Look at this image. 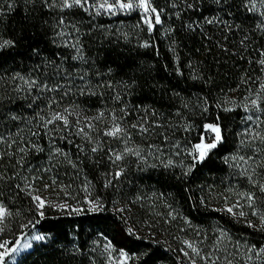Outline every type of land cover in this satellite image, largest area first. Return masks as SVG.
<instances>
[{
    "label": "trees",
    "instance_id": "16d2710c",
    "mask_svg": "<svg viewBox=\"0 0 264 264\" xmlns=\"http://www.w3.org/2000/svg\"><path fill=\"white\" fill-rule=\"evenodd\" d=\"M151 5L162 23L149 32L135 10L109 19L103 10L61 11L41 0L0 4V40L14 41L0 50V203L12 213L0 224V244L13 246L35 231L47 237L15 264H106L102 243L126 253V264H192L182 256L186 242L210 255L196 264H255L247 260L264 254L260 222L222 208L225 158L237 150L247 122L246 104L240 97L233 101V89L259 93L264 107L258 63L264 30L257 27L264 17L249 12L246 0ZM17 75L38 84L28 90ZM21 86L24 91L17 90ZM65 109L89 117L103 113L110 122L114 114L131 129L132 142L160 160L109 178V153L88 155L57 135L53 124L44 126ZM133 124H143L147 134ZM208 124H218L223 139L203 161H194L180 148L192 151L202 138L212 142ZM57 149L81 166L100 209L90 211L81 199L79 212L50 204L39 215L33 197L49 194L46 169Z\"/></svg>",
    "mask_w": 264,
    "mask_h": 264
},
{
    "label": "rangeland",
    "instance_id": "374dc122",
    "mask_svg": "<svg viewBox=\"0 0 264 264\" xmlns=\"http://www.w3.org/2000/svg\"><path fill=\"white\" fill-rule=\"evenodd\" d=\"M90 2L96 3L98 0H90ZM134 10V13L138 12L144 17L145 14L143 13L142 9ZM260 10L264 11V8H261ZM128 12L129 11H117L115 14L108 12H106V14L109 19H113L121 14L126 16L129 14ZM233 90L237 91V93L234 95L233 101L240 97L241 100L239 98L237 99L240 100V104H246L247 106L245 107L247 122L243 132L239 137V145L237 150L225 158L226 164L229 167V175L227 177L226 193L225 198H223L224 205L222 208L223 211H227L229 207H232L233 213L230 214L241 217V219L249 218L248 214H252V216H254L255 219L261 223L259 215L264 214V192L259 190L258 184H264V167H258V165L264 163V143L259 140H252L251 136L247 135L246 133L264 132V123H262L264 122V107L260 106L259 102V110L252 106L251 101L257 98L256 94L250 95L248 94L249 92L246 94L243 90H240L239 92L238 87L234 88ZM244 101L246 103H243ZM71 113L72 115L65 113L69 120V125L67 127H65L61 121H56L55 124H53L54 128L52 130L57 135L61 136L63 140L75 145L88 155L97 154L99 152L109 153V178H112L113 176L116 177L115 173L121 169H123V172L119 177L133 175L142 170L152 161L154 162L158 159L153 157L152 152H148L142 149L143 147L140 148L139 145L132 142V131L130 128L126 127L127 123L125 121L117 122L120 123L122 127L127 129V134L118 138H114L104 135L105 131L110 129L112 126V122L106 120L105 116L101 117L98 115L89 117L88 115L80 113L79 111H73ZM248 117H252V119L249 120ZM88 122H91L94 127L91 129L85 127V124ZM82 127L88 134L87 136L79 133V129ZM147 132L142 133L143 136H145ZM208 138L210 140L212 135L210 134ZM94 147L98 148L96 152L92 151V148ZM186 147L187 146L181 147L180 151H182L184 155H187L188 158L194 160L191 154L193 150L190 151L189 148ZM125 148L139 150L140 156L137 157L130 153H126L122 160L113 163L114 154L124 153ZM165 157L166 156H163L162 159ZM240 157H244V160H241ZM249 157H255V162L250 160ZM181 158H183V156H181ZM158 160H160V156ZM49 162V167L46 169V171L50 174L52 184L49 186L46 183L45 189L48 190L49 194H46L45 198L40 196L46 201V206L49 205L50 202V204L67 205L65 208L69 210L75 211V209H79L81 211L83 204V201H81L82 199L84 200V204L86 203V208H88L90 211H93L91 210L93 205L90 204L89 201H97L92 198V195L88 191L87 181L81 166L74 163L68 155L65 156L56 154L51 157ZM73 165H75V167ZM253 169H255L254 172ZM249 177L252 179L250 180ZM253 180L257 181L258 184H254L252 182ZM53 181H55V183H53ZM30 190L32 192H36L38 189L32 186L30 187ZM244 193L255 194L256 200L253 207L248 206L247 200L242 195ZM83 197H85V199H83ZM238 204L241 205V207H235ZM241 211L246 213V215L240 216L239 212ZM254 211L257 213L256 215L253 214ZM133 231L136 232V234L137 232L139 233L138 229H133ZM35 235L42 234H39L37 231H35L28 236L20 237L13 246H10V244L7 243V247L9 248L17 247L18 245L20 246V251L7 258L8 264H15L21 255L30 252L36 243L43 242L33 240L32 237ZM25 242H30L32 246L30 248L24 249L23 244ZM108 245L109 244L106 243L101 244L102 252L106 257V264L128 263L129 257L126 253L125 254L127 255L128 259H125V257L121 255V253L124 252L116 250L112 246L108 247ZM193 247L197 249L199 255H196V253L192 251V248L187 247V249L183 251L182 256L186 259H189L190 261H193L194 259L199 260L200 258L206 257V254H204V250L202 247H200V245L193 244ZM185 253H188V255L186 256ZM250 254H253L252 251ZM255 255V259H248L247 262L264 264V254L257 253Z\"/></svg>",
    "mask_w": 264,
    "mask_h": 264
},
{
    "label": "snow or ice",
    "instance_id": "6c2138e0",
    "mask_svg": "<svg viewBox=\"0 0 264 264\" xmlns=\"http://www.w3.org/2000/svg\"><path fill=\"white\" fill-rule=\"evenodd\" d=\"M4 2V0H0V4H2ZM41 2L47 6V7H59L61 9V11L63 10H70L72 8H82L85 10H89V9H95V11L97 12V14H99V12L101 10H104L108 13L111 14H115L117 11L120 12H124V11H132L134 9H142L143 13L145 14L143 17V22L145 24L148 25V29L149 32H151L154 27L155 24H160L162 23L161 21V17H160V13L157 11V9L155 7H152L151 5V0H98V2L96 3H92L90 2V0H41ZM185 2L187 3V0H185ZM217 4L221 3V0H216ZM189 8L193 7L192 4H188L187 5ZM248 8L249 12H259V15L261 17H264V11H261V8H264V0H246V5ZM9 8L12 7L11 4L8 5ZM0 15H3V11L2 8H0ZM153 19L154 22L153 23ZM215 21V18L212 19H208L207 23L211 24ZM65 21L64 18L61 17V19L59 20V25H64ZM258 28H260L261 30H264V21H262L260 24L257 25ZM58 35H64V33H58ZM245 39H247V37H245ZM241 43H243V41H241ZM14 46V41L12 40H0V50H3L7 47H13ZM73 47H77L75 44L72 45ZM144 47H148L149 45L147 43H145L143 45ZM77 52L79 53V48H77ZM261 56L264 57V52H261ZM80 59H83V56H79ZM258 63L262 66V68H264V58L260 59L258 61ZM14 79H18V80H22L23 81V85L27 86L28 90H31L33 87H36L38 82L36 80H28L25 79L22 76L17 75L16 77H14ZM111 86V85H109ZM39 87H41L42 89H47L49 91H51L52 89L48 88L47 84H40ZM18 91H24V87L21 86L17 89ZM261 90L264 91V84L261 85ZM260 100V95L259 93H257V98L252 100V106L254 108H256L257 110H259V103L258 101ZM247 107V106H245ZM227 110H231V109H226ZM65 112H68L67 109H65ZM68 115H72L71 112H68ZM100 116H103V113L100 114ZM13 119H16V117H13ZM120 118H117L114 114L112 116V126L110 129H108L107 131H105L104 135L109 136V137H114V138H118L121 136H124L127 134V129L122 127L120 123L117 122V120ZM249 120L252 119V117H248ZM56 121H61L63 123V125L65 127H67L69 125V120L67 118V116L64 113H53L52 116L48 119H46L44 121V126L47 127V125L50 124H55ZM79 122V121H77ZM264 123V122H262ZM85 127L91 129L94 126L92 125L91 122H88L85 124ZM131 127L133 128H139V130L141 132H147L148 128L144 127L143 124H133ZM205 129L214 133V137L212 139V142H208L206 143L204 141V139H201V142L196 144L193 148L192 151V156L194 160H198V161H203L204 158L208 155V153L212 150L215 149L217 147V145L222 141L223 137H222V129L218 124H208L205 125ZM79 133L83 134L85 136H87L88 134L84 131V128H80L79 129ZM35 134V133H34ZM247 135L251 136L252 140H259L262 143H264V132H253V133H246ZM0 141H2V138H0ZM33 147H36L35 145H33ZM98 150V148L94 147L92 148L93 152H96ZM26 149L25 148H20V152L23 153L25 152ZM57 154L60 155H67L66 153H62L59 149L56 150ZM126 153H130L132 155H135L137 157L140 156V151L137 149H133V148H125L124 153H116L114 154V160L113 163H115L116 161H120L124 158V155ZM3 154H0V156H2ZM241 160H244V157H240ZM250 160H252L253 162H255V157H249ZM169 163H171V161H169ZM75 167V165H73ZM258 167H264V163H261L258 165ZM255 171V169H253V172ZM123 172V169L117 171L115 173L116 177H119ZM0 178H3L2 176H0ZM249 179L251 180L252 178L249 177ZM254 184H258L257 181L253 180L252 181ZM53 183H55V181H53ZM109 183H111V181H109ZM29 187H31V185H28ZM107 186V185H106ZM19 187V186H17ZM47 187V186H46ZM259 190L261 192H264V184H258ZM245 199L248 202V206L249 207H253L255 200H256V196L254 193H244L242 194ZM34 201L36 202V206H37V210L39 212V215L41 217L44 216V211L43 209L46 207V201L44 199H42L39 195H36L33 197ZM90 204L93 205V208L91 210L95 211L97 209H100L102 206L95 201H89ZM49 206L50 202H49ZM60 207H67V205H60ZM235 207H241V205H236ZM75 211L79 212V209H75ZM123 211V210H121ZM227 211L229 213H233V208L229 207L227 209ZM254 215H256L257 213L254 211L253 212ZM12 213L8 210V208L3 204L0 203V224H3L4 221L6 220L7 217L11 216ZM240 216H244L246 215V213H244L243 211L239 212ZM259 219L261 221L260 223V229L264 230V214H260L259 215ZM2 230V229H0ZM33 240L36 241H44L46 239V237L44 235H35L34 237H32ZM188 247L192 248V251L196 253V255H199V252L197 251V249H195L193 247V245L191 243H188ZM32 245L30 242H25L23 244V248L27 249L30 248ZM111 245L109 244L108 247H110ZM18 251H20V246L18 245L17 247H12L9 248L7 247V242L0 244V264H8V260L7 258L9 256H11L14 253H17ZM260 252H264V248L260 249ZM122 256L125 257V259H128L127 255L125 253H121ZM185 255L187 256L188 253H185ZM203 259H210V255L203 257ZM192 264H196V261L193 260ZM210 264H215V261H210ZM229 264H231V262H229Z\"/></svg>",
    "mask_w": 264,
    "mask_h": 264
}]
</instances>
